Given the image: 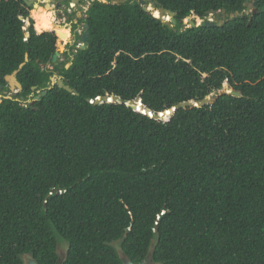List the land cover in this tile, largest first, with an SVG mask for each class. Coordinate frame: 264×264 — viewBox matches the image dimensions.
<instances>
[{
	"label": "trees",
	"instance_id": "obj_1",
	"mask_svg": "<svg viewBox=\"0 0 264 264\" xmlns=\"http://www.w3.org/2000/svg\"><path fill=\"white\" fill-rule=\"evenodd\" d=\"M118 1L94 0L71 22L72 33L89 26L75 54L82 35L70 46L25 0H0V85L25 64L22 92L0 104V262L59 264L64 244L63 264H122L120 253L139 264L151 252L154 264H264V0L250 14L251 0H152L177 13L173 29ZM223 11L242 16L205 25ZM194 16L203 24L185 29ZM226 84L241 97L168 122L127 106L141 95L155 116ZM107 96L120 101L89 102Z\"/></svg>",
	"mask_w": 264,
	"mask_h": 264
},
{
	"label": "water",
	"instance_id": "obj_2",
	"mask_svg": "<svg viewBox=\"0 0 264 264\" xmlns=\"http://www.w3.org/2000/svg\"><path fill=\"white\" fill-rule=\"evenodd\" d=\"M46 1H50L52 2L54 5H55V8H56V11L59 12L61 10V3L58 2V0H46ZM66 1H69V2H72V3H75L77 2V5L80 4L82 2V0H66ZM108 2V0H106ZM30 2H33L32 4H30ZM38 2L39 0H30L28 2V0H25V3L26 5L30 8V7H33V8H36V7H39L38 5ZM105 2V3H107ZM137 2L140 4V6H142L144 8V11L145 12H150L152 13V15L156 18V19H159L161 21H163L165 23V25H167L170 29H173L175 26H176V17H177V13H173L171 11H167L165 9H160V10H155L154 9V3L152 2V0H137ZM125 3V0H120L118 1L116 4H124ZM250 9L254 10V8L257 6L255 0H251L250 2ZM256 13V10L254 11ZM59 16H61V13L59 14ZM242 16V14H238L236 13L234 16H230L229 18H227V15H226V12L223 11L222 12V19L221 21L218 23L216 20L214 19H209L205 25L207 27H222L224 26L226 23L232 21L233 19L235 18H238ZM86 19V18H84ZM187 22L185 23V29H188V28H197V27H200L202 24H203V21L197 19V17H190L186 20ZM88 28L89 26L84 24L83 25V30H85L83 36H82V44L81 46H78L76 50H74V53L76 54L77 53V50H85L87 48L86 46V43L88 41ZM65 46H62L60 49H59V52L56 53V55L54 56L53 58V64L54 65H58V62L62 56V52H63V48ZM26 62H28V57L26 59ZM25 64H23L20 68V70L23 68ZM71 65H68L67 68L69 69ZM44 67V66H43ZM51 67V65L49 66V68ZM20 70L16 71L13 75L11 76H7L6 77V82L12 92L13 95H15L17 92L20 93L22 92V86L21 84L18 82L17 80V76L18 74L20 73ZM56 78V79H55ZM51 83H52V86L55 87V86H58L60 89H63L65 91H67L68 93L70 94H75L74 93V90L71 89V87L69 86H66L64 84V82L58 78V77H53L51 78ZM227 85V84H226ZM228 86V85H227ZM4 90V87L3 86H0V93ZM32 91L33 92H38V88L37 87H34L32 88ZM47 95V92H42L41 95H38L36 97H34L33 101L31 102V105H35L38 101H40L41 97H46ZM77 95V94H76ZM223 95H231V96H234V97H241V95L239 93H236L235 91L233 90H230V91H227L225 92L224 90L220 92L219 96H216V97H213V96H210L200 102H188V103H183L179 106H176L174 109L170 110V111H167L165 113H162V114H158V115H148V113H150L149 110H147L145 108V106L143 105L142 103V97L141 95L138 96L136 98L135 101H132L130 102L127 106L129 108H131L133 111L135 112H140L144 115H148L149 117L151 118H154L155 120H158V121H164V122H168L173 116L174 114L177 112L178 109L182 108V109H188V108H204L208 105H214L216 103V101L218 100V98L220 96H223ZM112 98V102L113 104H116V103H119L120 99L118 97H111ZM6 100H11V98L7 97L5 98ZM109 99V96L107 97H104V98H101L99 101H95V102H91L89 101L90 103H93L94 105H101V104H104V103H109L107 102ZM1 97H0V103H1ZM22 102H25V99L22 98L21 99ZM121 259H122V264H135L133 262H131L124 254L121 255ZM30 264H37L35 261H31ZM139 264H154L153 263V259H152V252L149 254V256L142 262V263H139Z\"/></svg>",
	"mask_w": 264,
	"mask_h": 264
},
{
	"label": "rangeland",
	"instance_id": "obj_3",
	"mask_svg": "<svg viewBox=\"0 0 264 264\" xmlns=\"http://www.w3.org/2000/svg\"><path fill=\"white\" fill-rule=\"evenodd\" d=\"M29 1H30V0H28V2H29ZM40 1H42V0H40ZM92 1H94V0H86L84 3H80V4H78V5H77L76 3H71V4H73V6H74V9H73L72 13H69V10H68V9L70 8V6L67 5L68 2H67V1H64V7H62V9L59 11V12L61 13V16H59L60 13L56 11L55 6H54L53 3L50 2V1L38 2V5H39V8H43V9H45V11H46L47 13H51L52 15L54 14V16H55V18H56V20H57V22H58V23H55L54 18L51 19L52 17H49V21H48V23L51 22L55 27H65L67 30H69V32H70V36L67 34V38H68V40H69L70 46H74V45H76V44L79 42L78 36L84 34V31H83V25H80V26L78 27V30H77L76 32H74V33H72V30H70L69 27H71L73 23H78V20H81V19L86 18V14H87V12H88V10H89L91 4H92ZM98 1H100V2H107L106 0H98ZM250 6H251V5H249V10L247 11V14L252 13V9H250ZM30 9H31V11H30V17H31V19L34 21V23H36L35 20L33 19L32 12H33V14H34L36 17L39 18L38 14H36V12H37L39 9H38L37 7H36V8L30 7ZM67 13H68L69 15L76 14V17L73 18V20L71 21V20H70V16H69ZM49 16H50V14H49ZM210 18H211V20L214 19V20L218 21L217 18H216L215 16H211ZM71 22H72V24H71ZM186 22H187V21H185V23H186ZM78 24H79V23H78ZM36 25H37V24H36ZM37 26H43V25H37ZM28 27H29V25H28V23L26 22V28H28ZM45 27H48V26H45ZM48 28H50V27H48ZM54 29H55V28L53 27V30H54ZM81 32H82V33H81ZM77 35H78V36H77ZM80 45H81V44H80ZM80 45H79V46H80ZM63 49H64V50H63L62 54L67 52V47H64ZM62 60H63V59H62ZM55 77H57V76H55ZM55 79H56V78H55ZM223 90H224L225 92L230 91V89H229V87H228L227 85L224 86V89H223ZM218 94H220V93H218ZM212 96H213V97H216L217 95H212ZM10 97H11V96H10ZM10 97H9V98H10ZM29 103H31V101H29ZM117 249L119 250V248H117ZM63 251H65V250H63ZM122 254H123V253H120V256H121Z\"/></svg>",
	"mask_w": 264,
	"mask_h": 264
},
{
	"label": "flooded vegetation",
	"instance_id": "obj_4",
	"mask_svg": "<svg viewBox=\"0 0 264 264\" xmlns=\"http://www.w3.org/2000/svg\"><path fill=\"white\" fill-rule=\"evenodd\" d=\"M44 1H46V0H42V1H39V2H44ZM64 1H66V0H58V2L59 3H61V5H62V7H64ZM68 2V1H67ZM33 2H30V4H32ZM70 3H72V2H70ZM82 3V2H81ZM54 5V4H53ZM55 6V5H54ZM62 7H61V9H62ZM40 9H43V8H40ZM45 10V9H44ZM60 13V12H59ZM48 14H50V16H48V18L49 17H52L51 19H53L54 18V20H55V23H58L57 22V20H56V18H55V16H54V14L52 15L51 13H48ZM49 23H51V22H49ZM75 24H78V23H73V25H75ZM63 28V31L64 32H66L65 31V27H62ZM70 28V30H72V28H73V26H71V27H69ZM67 31H69V30H67ZM0 86H2V85H0ZM18 94V92L15 94V95H13L12 94V92H11V90H10V88H9V86L7 85V87H4V90L0 93V97H1V103L4 101V100H6L5 98H7V97H10L11 98V100H13L14 99V97L16 96ZM22 99V98H21ZM22 101V100H21ZM0 103V104H1ZM63 250H65V251H63ZM66 250H67V248H66V245H64V244H61L60 245V247H59V250H58V255H59V264H63V262H64V260H65V258H66ZM1 254V253H0ZM31 261H34L33 259H32V257H30V256H24L23 257V262H24V264H30L31 263ZM0 264H2V262H0Z\"/></svg>",
	"mask_w": 264,
	"mask_h": 264
},
{
	"label": "bare ground",
	"instance_id": "obj_5",
	"mask_svg": "<svg viewBox=\"0 0 264 264\" xmlns=\"http://www.w3.org/2000/svg\"><path fill=\"white\" fill-rule=\"evenodd\" d=\"M40 1V0H39ZM77 4V2H75ZM39 10L36 12V14H38V16H43V17H47L49 16V14L44 10V9H40L39 7H37ZM40 20L44 21L42 18L39 17ZM46 22V21H44ZM51 31H56V32H64L62 27H55V29L53 30V28H49ZM65 34L70 36V32L66 31ZM38 168V167H37ZM48 173V172H47ZM48 177V176H47ZM6 184V183H5ZM44 184V183H43ZM14 191V190H13ZM48 210V209H47ZM50 215V214H49ZM56 224V223H55ZM58 225V224H57Z\"/></svg>",
	"mask_w": 264,
	"mask_h": 264
},
{
	"label": "snow or ice",
	"instance_id": "obj_6",
	"mask_svg": "<svg viewBox=\"0 0 264 264\" xmlns=\"http://www.w3.org/2000/svg\"><path fill=\"white\" fill-rule=\"evenodd\" d=\"M100 99H101L100 97H97V98H96L97 101H99ZM94 102H95V101H94ZM107 102L111 103V102H112V98L109 97V99H108ZM148 115H151V113H148Z\"/></svg>",
	"mask_w": 264,
	"mask_h": 264
},
{
	"label": "built area",
	"instance_id": "obj_7",
	"mask_svg": "<svg viewBox=\"0 0 264 264\" xmlns=\"http://www.w3.org/2000/svg\"><path fill=\"white\" fill-rule=\"evenodd\" d=\"M73 9H74L73 4H70V8L68 9V10H69V13H72ZM67 14H68V13H67ZM68 15H69V14H68ZM81 33H82V32H81Z\"/></svg>",
	"mask_w": 264,
	"mask_h": 264
},
{
	"label": "clouds",
	"instance_id": "obj_8",
	"mask_svg": "<svg viewBox=\"0 0 264 264\" xmlns=\"http://www.w3.org/2000/svg\"><path fill=\"white\" fill-rule=\"evenodd\" d=\"M84 31V30H83ZM83 36V35H82ZM81 46V45H80ZM32 102V101H31Z\"/></svg>",
	"mask_w": 264,
	"mask_h": 264
}]
</instances>
